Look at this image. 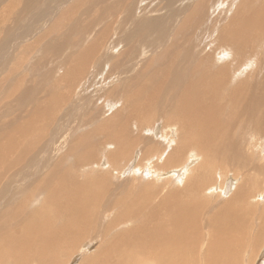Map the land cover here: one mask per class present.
<instances>
[{"label": "bare ground", "instance_id": "bare-ground-1", "mask_svg": "<svg viewBox=\"0 0 264 264\" xmlns=\"http://www.w3.org/2000/svg\"><path fill=\"white\" fill-rule=\"evenodd\" d=\"M95 1L103 3L102 0ZM157 1L158 4H163L165 0ZM202 1L211 4V15L219 17L222 32L217 40L211 39L208 26L202 19L201 14L205 12ZM232 1L168 0V7L177 4L183 11L177 19L170 15V10L165 5L160 11L154 4L143 3V9L138 5L139 12L162 13L158 17L166 15L167 21L173 22L175 26H170L165 37L161 38L162 32L158 25L162 20H148L146 26H143L142 19L136 20L142 26L139 28L140 33L145 28L141 33L143 45L139 50L142 53L139 58L143 61V70L133 75L131 85L126 86L124 81L121 84L108 77L110 72L125 74V70L115 62L119 54L111 48L109 40L107 43L106 40L103 41L99 48L91 44L77 53L89 36L85 37L82 32L76 39L78 30L85 26L100 28V36H105L109 27L108 18L119 14L121 7L102 5L100 17L90 19L89 11H76L71 6L75 0H67V4L63 5L59 0H0V71L4 70V85L8 82L5 88L0 84V263L6 264V260L8 263L17 261L24 251L33 247L31 253L34 260L55 250L52 264H58L57 254L62 251L64 241L72 240L73 250L66 252L73 260L77 256V245L81 242L88 244V241L92 244L97 239L95 250L84 251L77 260L79 264H172L173 261L180 263L183 259L186 264L199 250L202 254L201 261L198 259L194 264H236L230 259L235 256L240 258L241 247L246 239L234 229L225 243L228 256H222L217 252L221 246L210 245L211 231L206 226L208 216L202 218L199 215L190 223L206 231V234L200 236L203 239L201 246L195 247L190 256H183L179 250L177 256L181 259L169 258L166 250L172 249L175 243L184 245L187 242L191 245L194 236L193 230L181 219L177 223L169 214V220L164 217L167 222L161 219L162 210L168 212L172 195L169 200L160 201L155 210L152 199L147 197L148 189L155 192V189L158 190L156 183L162 179L164 183L168 180L164 175L158 177L150 169L147 180L144 181L146 184L137 186V179L129 180L133 190L129 194L125 188L112 182L101 183L94 180L90 165L93 163L105 167L106 157L116 159L120 155L124 160L133 153L142 156L141 161H145L154 154L153 147L161 145L164 150H158V153L165 158L161 174L171 162L173 174H170L169 179H174V174L179 175L172 193L177 197H185L183 192L186 191H182V183L188 179L185 186L191 187L196 183V174H201L199 168L187 165L189 158L192 165L201 154L196 150L188 155L190 133L196 131L205 137L208 134L207 119L211 115L228 116L231 125L245 116L246 121L239 128L237 136H230L228 139L227 149L232 152V156L226 158V163L235 164L244 182L248 181L241 186L244 192L237 193L235 200L238 202L240 198L247 197L246 188L255 179L250 176L248 158L237 138L247 140L261 135L264 139V66L257 74L254 84H248L244 80V68L262 58V50L258 51L260 58L252 57L251 51L254 53L256 49L255 37L264 36V13L258 21H253L250 17H236L232 15V11H240V3ZM259 3L262 7L260 10H264V0H259ZM242 10L247 9L242 7ZM184 14L186 18L180 19ZM183 35L189 47L181 50ZM132 40L131 37L127 39L128 47ZM29 44L34 50L44 49L45 58L50 54L59 58L57 72L44 84H39L29 72L30 79L26 80L25 70L17 76L20 69L15 65V57L24 54ZM138 45L139 40H134L130 50ZM106 58L107 61L103 64L101 61ZM149 61L154 64L152 71ZM9 66L10 69L5 70ZM91 68L100 73L101 77L93 76ZM239 70H242V74ZM104 82L106 93L102 95ZM114 84L116 87L122 86V91L132 90L137 94L124 99V92L112 89ZM95 85L101 88V93L93 88ZM73 93L79 94L76 98L80 101V106L72 100ZM167 94L180 101L174 108L175 118L171 119L168 135L175 134L179 127L194 125L176 148L167 138H159L151 128L154 121L163 116L161 99ZM139 96L143 97L141 103L138 101ZM243 101L247 102L245 110L235 107L236 103ZM110 114L113 119H105ZM144 116L149 121L145 122ZM56 121L62 124L57 125ZM19 147L21 148L17 151ZM65 147L68 148L64 150ZM96 148H110V152L96 157ZM126 148L131 151H123ZM39 154H43L45 160L42 162L47 161V164L35 169L37 167L33 161ZM127 165L128 163L125 166ZM30 166L33 169L28 168ZM117 166V173L122 172L126 177L127 169L118 162L113 163L112 168ZM27 168L35 172L23 174V169L26 172ZM202 169L214 180L223 178L219 174L221 165L216 161H207ZM259 173L264 174V170ZM119 179L114 177L115 181ZM233 184L234 181L229 180L218 186L211 181L210 188H197L198 198L209 213H216L214 200L211 201L210 197L213 199L219 192L217 198L225 197L231 201ZM172 187L163 185L167 191ZM130 196L132 203L129 204L127 199ZM111 198L118 203H126V206L119 211L112 206V225H109L108 210L103 203ZM99 199L100 203L97 204ZM139 199L144 201L138 204L135 201ZM193 200V196L189 195L185 202ZM91 204L100 216L96 229L98 234L105 232L108 227L117 226L122 216L145 220L101 244L99 238L88 237L90 228L81 217L85 213L83 205L91 208ZM77 221H80L79 224L84 223L86 229H82V225L77 229ZM170 226L172 229H169ZM180 226L184 236L174 235L177 234L175 229ZM134 245L139 251L136 250L138 255L130 251L134 255L132 257L126 250ZM124 250L126 256L127 253L131 256L127 263L126 260L119 261ZM139 252L143 255L147 253V256H142ZM39 263L41 264L40 261ZM245 264H264V250L261 259L253 257L249 250Z\"/></svg>", "mask_w": 264, "mask_h": 264}, {"label": "rangeland", "instance_id": "rangeland-1", "mask_svg": "<svg viewBox=\"0 0 264 264\" xmlns=\"http://www.w3.org/2000/svg\"><path fill=\"white\" fill-rule=\"evenodd\" d=\"M103 3L99 4L95 0H75L74 3H72L71 6H74L76 11H89L88 17L90 19H98L100 17L101 13V6L102 5H109L112 7H121L120 13L116 14L114 16H110L108 18V29L105 36H100V28L92 27V26H85L81 27L80 30H78L76 39L80 36V34L83 32L85 37L89 36L88 41L77 50V53L80 51H83L87 49L91 44H94L96 48H99L102 46V42L105 41V43L109 40V45L113 50L118 52L119 57L115 61L117 65L122 67V70H125V74L121 72V74H116V72H110L108 77L112 79L114 82H119L121 84H124L126 86H130L132 82V76L135 74H139L143 70V61L139 58L140 54H142L139 50L141 48V41L143 40V35L141 34L144 27L142 28L141 33L139 32V28L142 26H139L136 22L137 19L143 20V26H146L148 23V20H162L161 24L158 25L159 29L162 32V37L164 38L167 31L169 30L170 26H175L173 22L167 21V16L164 15L163 18L158 17L162 13L157 14H143L138 11L137 6L140 5V9H143L145 7L144 4H154L158 11L162 10L163 5L167 6L170 10V15L177 19L181 14H183V11L180 9V7L175 4L170 7H168V0H165L162 3L157 0H102ZM232 1V0H229ZM61 2V5L67 2V0H59ZM205 4V12H202V19L204 23L208 26V31L211 33V39L217 40L222 32V27L219 25L218 20L219 17L211 15L209 13V6L211 4H207L206 2L202 1ZM232 3H240V11L235 9V12L232 11V15H235L236 17H250L253 21H258L261 19L264 10L260 6L259 0H233ZM67 4V3H66ZM70 4V3H69ZM257 5L259 9H257ZM242 7H245L247 10H242ZM131 15L133 17H131ZM135 15V17H134ZM144 15V18H143ZM186 18V14H184L181 18ZM110 30V31H109ZM255 30H257V27H255ZM149 35V34H148ZM131 37L133 40L129 44L126 42L127 39ZM169 37V36H168ZM183 41L182 49L185 47H189V45L186 43V37L183 35L181 37ZM134 40H139V45L133 47L130 50V47L132 46V42ZM166 40H164L165 42ZM256 41V49H254V53L251 51L252 57H259V50H262V58L259 60H254L252 65H247L244 68L246 77L245 81L248 82V84H254L257 81V74L262 71V66H264V36H258L255 37ZM106 44L104 45V47ZM26 51L24 54L20 55L18 54L15 57V61L17 62L15 65L19 67L20 70H18L17 76H19L22 73V70H25V73L27 75L26 80H29L30 77L29 74L36 79V81L39 84L46 83V80L50 78V76L57 72L58 66H59V58L55 54H50L47 58L44 57V49L42 51H37L31 48L30 44L27 46ZM104 50V48L102 49ZM113 51L111 50L110 53ZM101 53V52H100ZM99 53V54H100ZM13 58V57H12ZM11 58V60H12ZM10 60V64H11ZM107 58L102 60L101 62L104 64L106 63ZM260 62V63H259ZM149 66L151 67V71L154 69V64L152 61H149ZM10 69V66L5 69ZM4 71V70H3ZM3 71H0V84L3 85L5 88L6 85H8V82L4 85L3 83ZM242 74V70H239ZM91 72L93 76H96L97 78L101 77V74L98 73L95 70H92ZM106 74V73H105ZM50 80V79H49ZM48 80V81H49ZM122 87V86H121ZM116 87L114 84L112 86V89L116 90L117 92L122 91L120 88ZM94 89L98 90L101 93V88L95 85L93 87ZM103 94L106 92V84L104 82V85L102 86ZM125 93L126 98L127 96H135L137 93L133 92L132 90H125L122 91ZM72 94V100L76 102L77 104L80 102L77 100L76 97L79 96V94H76L74 96ZM143 100L142 96L138 97V101L141 103ZM179 99L172 98L170 94L164 95L161 99V109H162V118L157 119L154 121L151 128L156 131V134L159 138H167L168 142H172L174 144V148L178 146L179 141L184 137L189 129L193 128L192 125H185L183 127H179L175 130V134H169V127L171 125V119L175 118L174 116V108L179 103ZM79 105V104H78ZM80 106V105H79ZM247 106V102H238L235 104V107H241L243 110H245ZM82 112V111H81ZM105 119H113V115H107L105 116ZM43 120V119H42ZM144 121H149V118L147 116H144ZM230 119L228 116L220 117L219 115H211L207 119L206 127L208 129V134H206L205 137L200 136L196 131H192L188 138V155L190 156V153L193 151H200V155H198V160L196 163L192 164L190 163V158L187 161V165L190 168H199V171L201 174L197 175L196 183L191 187H186L185 183L189 181L188 179H185V181L182 183V191L185 197H177L174 196L172 193V189L177 185L179 175H176L174 179H169L170 174H173L171 162L169 167L163 171V174H161V167L162 164L165 161V158H162L158 150H164V147L161 145L153 147L154 154L147 158L145 161H141L142 156H137L134 153L130 156H127L124 160L119 155L116 159H112L111 157H106V164L105 167L98 166L93 163H90L91 168L94 172V180H98L101 183H109L112 182L113 184L117 185L118 187H123L126 189V191L130 194L133 192L132 185L129 183V180L137 179V186H142L144 181L147 180V177L149 175L148 171L150 169H153L154 174L158 177L160 175H164L166 179H168L165 183L162 181H159L157 184L158 190L155 189V192L152 190H147V197L152 199V207L155 210L156 207L160 204V201L169 200L173 196V200L171 201L168 212H164L162 210V214H160L161 219L163 218V222H167L169 220V216H173L175 218V221L178 223L180 219L193 230V236L194 238L191 240L193 244L188 245L186 242L184 245L181 243H175L173 244L172 249L166 250V252L169 255V258H179L177 256L178 251L180 250L183 256H190L195 247H200L203 239L200 237L201 234H206L205 230H202L200 227L192 226L191 221L196 216H201L202 218L204 216H208V220L206 221V226L211 231V243L210 245L213 247L221 246L217 249V252L220 253L222 256H228V252L225 247V243L227 239L231 237V232L234 229H237V234L244 237L246 239L245 244L241 247V255L240 258L238 256L232 257L230 260L234 261L236 264H245L246 256L251 250V254L253 257H257V259H261L263 257V250H264V174H260V171L264 170V139L261 137V135H256L255 137H251L247 140H243L240 138H237L239 143L241 144V149L244 152V155L246 158H248V165L250 170V176H252L255 179V182L251 185H248L246 188V196L245 198H240L238 202L235 200V196L237 193H243L244 190L241 188L242 185L246 184L248 181L244 182L243 178L239 175V169L235 164H227L226 158L232 156V152L227 149V142L230 136H237L239 128L245 123L246 117L243 116V118L233 125L230 124ZM57 125H61L62 122L56 121ZM35 135V132L33 133V136ZM166 136V137H165ZM97 140V139H94ZM215 147V150H209L208 148ZM21 147L17 148V151ZM68 147H65L64 150H66ZM172 148V149H174ZM63 150V151H64ZM123 151L130 152L131 150L126 148ZM110 152V148L107 149H98L95 150V156H103ZM18 153V152H16ZM66 153V152H64ZM45 160L43 154H39L34 161L33 164H36L38 169V166L44 167L46 165L47 161ZM207 161H216L221 165V170L219 171V174L223 175V178H215V180L212 178V176L205 172L202 169V166ZM45 162V164H44ZM118 162L121 164V166L125 167L127 169L126 177L123 176L122 172L117 173L118 166L115 168H112L113 163ZM126 163H128L127 166ZM32 164V166H33ZM42 164V165H41ZM32 166L28 168H32ZM33 166V168H34ZM26 170L23 169V174L25 173H34L35 170ZM32 168V169H33ZM255 169L258 172V175L254 172ZM191 169L189 170V172ZM21 174V173H18ZM117 176L120 179L118 181L114 180V177ZM195 176V173L193 174ZM141 179V180H140ZM155 178H153L154 180ZM152 180V181H153ZM232 180L234 181V184L231 186V189L233 190L232 196L233 199L230 201L225 197L217 198L216 196L220 193L218 192L216 196L210 197L211 201H213V206L215 208L216 213H209L206 210V207L204 203L198 198L197 195V188L199 186H206L210 188V182L213 181L218 186L223 185L225 181ZM153 184V183H152ZM164 184H168L173 186L168 191L163 188ZM252 194H255L254 196ZM172 195V196H171ZM191 195L193 196L194 200L193 202L186 203V198ZM231 195V194H230ZM215 198H217L215 200ZM131 196L129 197L128 202L132 203L130 200ZM144 201L143 199H139L137 202L138 204H141ZM100 203V199L98 200L97 204ZM84 204V203H83ZM104 207L108 210L107 217L109 220V225H112V221L110 219V215L112 214V206H114L116 211L121 210L126 206V203H118L114 198L105 200L103 203ZM85 213L81 214V217L83 218L85 224L90 228V233L88 235L89 238L97 237L100 239L101 244L106 243L107 240L113 238L115 235L120 234L122 231H127L132 229L134 226L138 225L141 221L145 220L143 219H133L127 216H122L123 218H120V222L117 226L114 228L108 227V229L98 234L96 232L99 218L100 216L97 214L98 211H94L92 204L91 208L87 205H83L82 207ZM96 210H98L96 208ZM223 213H232L231 215L223 214ZM125 214V213H123ZM165 217V218H164ZM165 219V220H164ZM103 220H106L105 217H103ZM80 221H77L75 226L77 229L78 227H81L82 229H86V225ZM84 225V227H83ZM172 226L169 227V229ZM177 228V227H176ZM177 234L174 235H180L184 236L183 230L181 226L177 229H175ZM94 243L91 244V241H88L87 243H82L77 245V253L73 260H71L68 257L67 252L72 251L71 242L64 241V245L61 247V252L57 254V261L58 264H79L77 261L84 253V251H94L95 245L98 241L97 239H94ZM79 246V247H78ZM134 245L129 250L127 248V252L130 254L136 253V250H138L137 246ZM135 247V248H134ZM134 248V249H133ZM34 248L31 247L29 250H26L22 253L20 258H17V261H12L10 263L7 262L6 264H52L53 263V256L56 253L55 250H53L49 255L44 256L42 258H36L34 260L33 255L31 251ZM84 249V250H83ZM125 249V248H124ZM67 251V252H66ZM131 251V252H130ZM135 251V252H134ZM124 253V255H123ZM127 253H125V250L121 253V256L119 257V261H125L127 263V259L134 257V255L130 254L129 256ZM80 254V255H79ZM139 254H141L139 252ZM147 253L141 254L142 256ZM79 255V256H78ZM138 255V252L135 254ZM140 255V257H142ZM126 256V257H125ZM129 256V257H128ZM124 259L122 260V258ZM202 254L201 250L196 252V254L193 256V258L188 261L186 264H194L196 260L201 261ZM184 260V259H183ZM183 260H180V263H177L176 261H173L172 264H181V261L184 263ZM73 261V262H72ZM257 261V260H256ZM4 263V262H3ZM0 263V264H3ZM123 264V262H122Z\"/></svg>", "mask_w": 264, "mask_h": 264}]
</instances>
